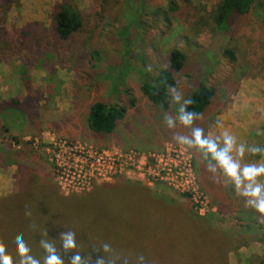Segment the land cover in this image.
Here are the masks:
<instances>
[{
	"label": "rangeland",
	"instance_id": "obj_1",
	"mask_svg": "<svg viewBox=\"0 0 264 264\" xmlns=\"http://www.w3.org/2000/svg\"><path fill=\"white\" fill-rule=\"evenodd\" d=\"M60 1L0 0V125L10 128L0 131V149L10 146L12 151L36 152L53 185L65 196L89 192L101 183L126 179L137 181L154 196L179 202L201 218L218 214L215 195L222 196L224 203L231 202L235 209L239 205L249 208L245 198L221 172L202 173L200 167L207 164L202 154L174 139L176 135L190 136L189 132L184 131L178 120L175 128H168L161 113L153 114V106L139 90L138 77L146 59L160 64L161 56L170 47L182 46L181 36L185 32L193 33L194 25L187 28L185 16L202 8L211 10L219 0H190L189 7L184 0H173L179 10L169 30L162 19L143 14L153 15L157 8L167 10L170 0H109L103 22L97 16L103 7L102 0H78L79 8L91 12L92 16L87 31L70 45L58 41L53 34L50 14ZM113 18L116 21L109 30L107 24ZM189 20L194 19L189 17ZM263 30L264 13L244 17L236 37L237 63H226L211 78V83L221 84L225 96L214 122L205 128L206 136L220 137L222 142L227 131L236 137L237 144L264 146ZM198 39L206 46L211 43L212 48L221 42L213 43L204 34ZM83 40L87 45L83 49L99 46L109 62L98 77L94 75L98 69L85 64L77 54L74 56L77 60L71 58V52L77 47L75 42ZM122 71L127 73L124 82L116 75ZM124 85L135 98L134 106L127 107L124 118L110 134L87 131L83 117L93 101L127 106V94L120 93ZM176 90L183 97L187 92L185 82L181 81ZM177 105L167 115L176 117ZM9 136H16L17 140ZM73 154L76 160L71 159ZM232 154L236 156L235 150ZM237 159L241 165L264 163V153L252 155L246 151L243 158ZM54 162L66 163L76 170L72 169L66 180L60 179ZM259 181L264 183V177ZM213 184L221 189L211 192ZM16 187V165L0 164V197L15 191ZM220 216L217 219L220 227L237 229L234 220ZM192 239L193 242L186 241L181 233L173 244L184 248L187 243L193 260L206 264L210 256L201 252L207 246L201 238ZM263 249L259 243H250L230 251L228 264H248L249 257Z\"/></svg>",
	"mask_w": 264,
	"mask_h": 264
},
{
	"label": "trees",
	"instance_id": "obj_2",
	"mask_svg": "<svg viewBox=\"0 0 264 264\" xmlns=\"http://www.w3.org/2000/svg\"><path fill=\"white\" fill-rule=\"evenodd\" d=\"M77 2L61 0L50 14L53 34L58 41L68 45L74 43L79 34L87 31V23L92 16L91 12L81 10ZM102 2L103 7L97 14L101 22L104 21V15L108 14L109 0ZM184 4L189 7L190 0H184ZM178 10L177 4L170 0L167 10L157 8L152 12L153 15L142 14L149 18L152 16L155 20L162 19L166 22V30H169ZM202 10L204 12L200 13ZM254 13H264V0H219L211 10L202 8L185 16L187 28L194 25L193 33L190 35L185 32L181 36L182 46L170 47L161 56L160 64L146 59L142 66L143 72L138 77L139 90L153 106V114L159 112L164 118L175 111L170 92L184 81L187 92L183 98L193 101L188 110L199 113V118L194 120L191 127H201L206 134L205 128L214 122L225 96L221 92V84L211 83V78L226 63H237V34L244 17ZM189 17L194 20L190 21ZM115 21V18L109 21V30L113 29ZM203 34L213 43L220 40V45L215 48H212L211 43L209 46L204 45L198 39ZM75 44L77 47L71 52V58L77 54L85 64L89 63L91 68L98 69L94 72L95 77L100 76L109 63L102 49L96 45L83 49L87 47L84 40L80 43L76 41ZM116 75L118 80L124 82L127 73L122 71ZM120 91L128 96L127 106L102 100L89 105L83 117L87 131L110 134L117 122L124 118L127 107L134 106L135 98L130 95L129 88L124 85ZM182 127L191 135L192 128L188 130L186 126ZM8 129L0 125L1 132ZM9 137L13 141L17 140L16 136ZM9 163L16 165L17 187L15 191L0 197V243L6 247V254L12 257L13 264H19L20 260L15 250L19 236H23L31 249L30 254L40 259L42 264L45 253L40 246L41 239L49 240L57 247L65 264L76 253L91 257L90 264H95L102 256L118 258L117 264H123L124 259L128 260V264H136L139 256L145 257L146 264H203L193 260L187 243L184 248L173 244L181 233L189 242L194 241L192 237L203 239L202 243L207 247L202 252L198 250V255L199 252L208 253L210 259L206 264H228V252L249 246L250 243L264 246V215L251 207L239 205L235 209L231 202L224 203L220 195H213L218 214L201 218L179 202L154 196L137 181L126 179L98 184L89 192L62 195L53 185L39 155L32 150L12 151L10 146L0 149V164L4 166ZM200 168L203 174L210 175L207 164ZM210 187L211 192L221 189V186L214 184ZM119 189L126 191L120 193ZM113 192L118 194L112 195ZM219 215L234 220L237 229L220 227L217 221ZM66 231L75 232V249L63 250L60 234ZM105 243L110 244L111 252H103ZM180 252L183 254L180 255ZM248 264H264V249L259 254H252Z\"/></svg>",
	"mask_w": 264,
	"mask_h": 264
},
{
	"label": "clouds",
	"instance_id": "obj_3",
	"mask_svg": "<svg viewBox=\"0 0 264 264\" xmlns=\"http://www.w3.org/2000/svg\"><path fill=\"white\" fill-rule=\"evenodd\" d=\"M171 99L179 105L177 116L173 117L165 115L164 121L168 128L176 127L177 120L180 124L191 127L195 119L199 118V113L190 111L189 106L193 104L191 98H183L175 89H171ZM190 136L176 135L174 139L178 143L184 144L189 148H194L202 154V158L207 161V170L213 174L221 172L225 177L229 178L239 195L245 198L246 204L253 208L256 212L264 215V183L259 181L260 177H264V163H247L241 165L240 160L245 152L248 151L252 155L264 153V146L261 145H245L237 144L236 137L225 131L220 137L210 138L204 134L201 127H191ZM235 150L236 156H233ZM61 246L63 250L68 251L75 249L76 234L73 231H66L60 234ZM40 246L44 250L43 264H65L64 259L60 256L57 247L49 240L41 239ZM103 252L112 251L110 244L105 243L102 246ZM15 250L20 260L19 264H42L40 259L32 256L31 249L25 242L23 236L17 237ZM6 247L0 243V264H13L12 257L7 255ZM118 258L100 257L95 264H117ZM91 257L81 256L76 253L72 256L68 264H90ZM123 264H128V260L124 259ZM136 264H146L145 257L139 256Z\"/></svg>",
	"mask_w": 264,
	"mask_h": 264
},
{
	"label": "built area",
	"instance_id": "obj_4",
	"mask_svg": "<svg viewBox=\"0 0 264 264\" xmlns=\"http://www.w3.org/2000/svg\"><path fill=\"white\" fill-rule=\"evenodd\" d=\"M74 154L71 156V159H74ZM70 157H68V159H69ZM75 160H76V157H75ZM75 160H73V161H75ZM54 165H55V167H54V170L55 171H58L59 172V177H60V179H64V180H66L67 179V177H68V175H69V173L72 171V169L73 170H76V168L74 167V166H71V165H68V164H66V163H62V164H60V163H55L54 162ZM78 176H79V174H78ZM87 178H90V176L89 177H87ZM71 193H73V191L71 192ZM189 194H191V193H189Z\"/></svg>",
	"mask_w": 264,
	"mask_h": 264
}]
</instances>
